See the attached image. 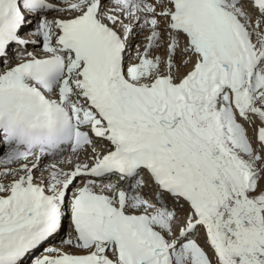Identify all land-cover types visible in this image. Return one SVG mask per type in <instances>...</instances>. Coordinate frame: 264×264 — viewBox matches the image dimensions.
Segmentation results:
<instances>
[{"label": "snow or ice", "instance_id": "1", "mask_svg": "<svg viewBox=\"0 0 264 264\" xmlns=\"http://www.w3.org/2000/svg\"><path fill=\"white\" fill-rule=\"evenodd\" d=\"M0 264H264V0H0Z\"/></svg>", "mask_w": 264, "mask_h": 264}]
</instances>
